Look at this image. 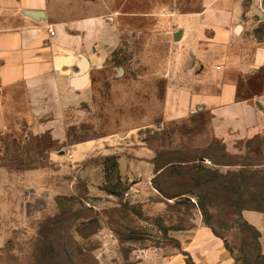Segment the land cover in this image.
I'll use <instances>...</instances> for the list:
<instances>
[{"label":"rangeland","instance_id":"1","mask_svg":"<svg viewBox=\"0 0 264 264\" xmlns=\"http://www.w3.org/2000/svg\"><path fill=\"white\" fill-rule=\"evenodd\" d=\"M245 86L264 89L260 80ZM123 116L121 105L101 114L91 100L61 125L0 131V264H163L182 253L178 235L206 222L238 264H264L240 215L264 208V132L225 140L207 108L151 115L141 128Z\"/></svg>","mask_w":264,"mask_h":264},{"label":"crops","instance_id":"2","mask_svg":"<svg viewBox=\"0 0 264 264\" xmlns=\"http://www.w3.org/2000/svg\"><path fill=\"white\" fill-rule=\"evenodd\" d=\"M195 2L0 0V131L61 125L67 110L92 100L101 114L121 105L129 128L207 108L225 140L264 132V89L244 88L264 83V0ZM122 48L128 55L119 60ZM242 217L260 232L264 255V211ZM178 238L182 253L163 264H238L227 239L204 223Z\"/></svg>","mask_w":264,"mask_h":264},{"label":"trees","instance_id":"3","mask_svg":"<svg viewBox=\"0 0 264 264\" xmlns=\"http://www.w3.org/2000/svg\"><path fill=\"white\" fill-rule=\"evenodd\" d=\"M108 159H112L113 160V162L115 161V159H116V157L115 156H111V157H109ZM170 163V164H169ZM168 164H165V165H167V166H171V165H174L175 164V162H173V161H171V162H169ZM114 165H116L117 166V163L116 162H114ZM164 165V166H165ZM164 166H162V165H157V170H160V172L159 173H161V172H163L164 171ZM166 166V167H167ZM207 171H209L210 173H214L216 176H220L221 174L217 171V172H214V171H212V170H210V169H208ZM203 182H206L204 179H203ZM155 184H156V188L163 194V195H165L166 197H170L169 195V193L168 192H166L165 190H163V189H161L160 188V186H159V183H158V181H157V179H155ZM195 195H197L198 197H200V194L199 193H195ZM240 198H241V196H240ZM200 206V209L202 210V212H204V206H203V204H200L199 205ZM244 209H255V210H259V211H264V208H255V207H247V206H244V207H241V212H240V215H241V217H242V211L244 210ZM88 219H90L91 220V218L90 217H88ZM242 219H243V217H242ZM244 220V219H243ZM246 223H248L246 220H244ZM206 225H208V226H210L211 228H212V230L214 231V233L216 234V235H218V236H222V235H220V234H218L215 230H214V228L211 226V224H209L208 222H206L205 223ZM249 224V223H248ZM252 228H253V230L255 231V234H256V241H257V245H258V249H259V256L262 258V257H264V255L261 253V250H260V245H259V241H258V239H259V237H260V232L254 227V226H252L251 224H249ZM223 237V236H222ZM227 244H228V242H227ZM180 246V245H179ZM237 257V256H236ZM237 259H238V263L241 261V258L240 257H237ZM255 264V263H254Z\"/></svg>","mask_w":264,"mask_h":264},{"label":"water","instance_id":"4","mask_svg":"<svg viewBox=\"0 0 264 264\" xmlns=\"http://www.w3.org/2000/svg\"><path fill=\"white\" fill-rule=\"evenodd\" d=\"M87 81H88V74H87L86 70L84 69L82 72L81 78L78 80L80 87L85 86Z\"/></svg>","mask_w":264,"mask_h":264},{"label":"built area","instance_id":"5","mask_svg":"<svg viewBox=\"0 0 264 264\" xmlns=\"http://www.w3.org/2000/svg\"><path fill=\"white\" fill-rule=\"evenodd\" d=\"M51 33L54 34V30H51ZM219 68V66H217Z\"/></svg>","mask_w":264,"mask_h":264}]
</instances>
